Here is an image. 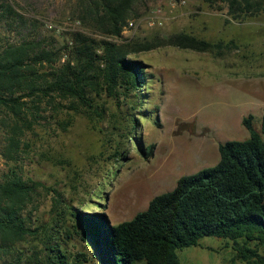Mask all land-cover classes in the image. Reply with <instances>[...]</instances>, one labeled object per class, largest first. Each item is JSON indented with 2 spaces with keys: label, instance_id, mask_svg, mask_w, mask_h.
<instances>
[{
  "label": "rangeland",
  "instance_id": "obj_1",
  "mask_svg": "<svg viewBox=\"0 0 264 264\" xmlns=\"http://www.w3.org/2000/svg\"><path fill=\"white\" fill-rule=\"evenodd\" d=\"M77 2L8 0L59 63L70 59L73 35L79 33L124 47L128 58L142 64L144 85L120 106H134L135 128L122 130L120 145L114 146L109 119L118 111L115 100H96L106 109L103 121L69 101L61 102L60 112L56 104L42 102L38 123L19 127L16 148L8 155L15 125L0 109V184L16 178L36 184L23 207L26 215L31 213L37 225L58 219L61 228L70 230L77 222L71 214L103 215L114 226L132 219L154 196L172 190L180 177L214 166L220 143L247 139L243 117L252 115L260 132L264 112V13L233 20L224 5L218 11L203 0H145L114 38L85 26ZM17 23L9 28L0 22V47L23 40L25 30ZM179 33L214 47L198 52L169 45ZM150 147L152 156L145 159ZM116 149L122 155L117 160L111 156ZM41 243L28 238L21 245L40 252ZM80 244L73 240L68 247L76 253ZM177 256L179 264H244L230 242L211 237Z\"/></svg>",
  "mask_w": 264,
  "mask_h": 264
},
{
  "label": "trees",
  "instance_id": "obj_2",
  "mask_svg": "<svg viewBox=\"0 0 264 264\" xmlns=\"http://www.w3.org/2000/svg\"><path fill=\"white\" fill-rule=\"evenodd\" d=\"M144 1L78 0L79 20L104 37L117 38ZM203 1L218 11L224 5L233 20L264 13V0ZM24 19L8 0H0V22L10 28L19 21L18 27L25 30L19 45L0 47V109L15 125L10 129L8 155L16 148L19 127L30 129L38 123L42 102L56 104L55 111L60 112L61 102L69 101L90 118L103 121L106 109L96 102L102 96L118 104V111L110 115L108 132L110 144L119 146L120 132L136 126L134 106H120L144 85L142 64L128 58L124 47L79 33L73 35L70 59L59 63V57L55 60L51 50L31 34L30 21ZM168 44L198 52L214 47L184 33L173 35ZM241 123L249 137L220 143L214 166L180 177L172 190L154 196L145 210L115 226L99 214H71L77 220L72 230L61 228L58 219L37 225L38 220L23 209L36 184L17 178L0 184V264H85L93 260L97 264H179L177 252L199 246L205 237L230 242L244 264H264V112L260 132L253 127L252 115L243 117ZM152 149L143 154L145 159L152 156ZM111 156L117 160L122 155L116 149ZM28 238L41 239L42 250L21 245ZM73 240L81 243L82 250L69 249Z\"/></svg>",
  "mask_w": 264,
  "mask_h": 264
},
{
  "label": "built area",
  "instance_id": "obj_3",
  "mask_svg": "<svg viewBox=\"0 0 264 264\" xmlns=\"http://www.w3.org/2000/svg\"><path fill=\"white\" fill-rule=\"evenodd\" d=\"M156 13H159V10H157V12H156ZM129 25H130V26H132V23H129Z\"/></svg>",
  "mask_w": 264,
  "mask_h": 264
},
{
  "label": "crops",
  "instance_id": "obj_4",
  "mask_svg": "<svg viewBox=\"0 0 264 264\" xmlns=\"http://www.w3.org/2000/svg\"><path fill=\"white\" fill-rule=\"evenodd\" d=\"M218 148V147H217ZM213 152V151H212Z\"/></svg>",
  "mask_w": 264,
  "mask_h": 264
}]
</instances>
